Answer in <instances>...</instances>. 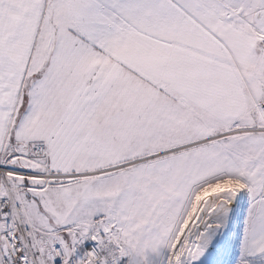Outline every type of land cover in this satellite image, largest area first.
<instances>
[{
	"label": "snow or ice",
	"instance_id": "6c2138e0",
	"mask_svg": "<svg viewBox=\"0 0 264 264\" xmlns=\"http://www.w3.org/2000/svg\"><path fill=\"white\" fill-rule=\"evenodd\" d=\"M0 264H264V0H0Z\"/></svg>",
	"mask_w": 264,
	"mask_h": 264
}]
</instances>
